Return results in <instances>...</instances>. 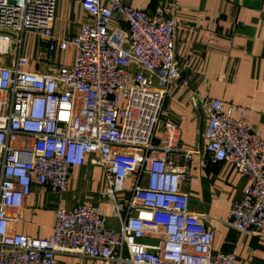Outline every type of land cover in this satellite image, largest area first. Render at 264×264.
I'll return each mask as SVG.
<instances>
[{
    "label": "built area",
    "instance_id": "1",
    "mask_svg": "<svg viewBox=\"0 0 264 264\" xmlns=\"http://www.w3.org/2000/svg\"><path fill=\"white\" fill-rule=\"evenodd\" d=\"M56 6L0 0V57L14 49L12 60L0 62V264H235L234 254L213 249L205 216L190 211L180 190L200 151L180 146L177 126L159 127L166 100L187 87L175 57V4L151 14L127 0H82L86 22L66 37L54 33ZM259 12L264 18V0ZM26 35L43 45L45 60L32 64L23 54ZM59 53H71L72 63L54 62ZM159 72L162 88L148 75ZM199 104L207 116L205 162H228L249 181L227 224L260 236L264 140L245 110L209 97ZM93 158L105 174L103 203L57 206L47 238L14 233L34 186L63 199L73 174Z\"/></svg>",
    "mask_w": 264,
    "mask_h": 264
},
{
    "label": "crops",
    "instance_id": "2",
    "mask_svg": "<svg viewBox=\"0 0 264 264\" xmlns=\"http://www.w3.org/2000/svg\"><path fill=\"white\" fill-rule=\"evenodd\" d=\"M82 0H57L54 33L66 37L86 22ZM135 9L151 14L176 6L180 24L176 32L175 57L184 89H174L166 100L160 129L173 124L179 129V144L187 150H199L189 165L190 182L180 190L188 195L189 209L205 216V226L214 235L213 249L232 253L235 264H264V230L260 236L240 234L228 226L232 205L242 200L249 181L238 175L228 162L206 163L203 157V131L207 116L199 100L204 97L221 100L245 110L249 125L257 128L264 140V18L261 0H127ZM112 35L115 29L110 28ZM28 36V35H27ZM32 36V35H31ZM32 45L23 54L33 64L46 53L32 36ZM36 39V40H35ZM25 40V37H24ZM37 41V42H36ZM122 53H131L125 45ZM71 53L55 54L54 62L72 63ZM153 86H164V73L148 74ZM88 159L71 177L67 194L59 199L56 192L35 187L25 201L23 221L14 233L47 238L51 235L55 214L61 205L72 208L79 203H103L107 189L105 174L97 163ZM132 181L128 182V187ZM70 264H90L81 258H64Z\"/></svg>",
    "mask_w": 264,
    "mask_h": 264
},
{
    "label": "rangeland",
    "instance_id": "3",
    "mask_svg": "<svg viewBox=\"0 0 264 264\" xmlns=\"http://www.w3.org/2000/svg\"><path fill=\"white\" fill-rule=\"evenodd\" d=\"M32 39H33V37H32L31 35H28V36L26 35V36H25V40H24V46H23V48L26 49V48L28 47L29 43H30V45H32V42L30 41V40H32ZM35 40H36V39H35ZM36 42H37V41H36ZM13 57H14V49L12 48L7 56H4V58L0 57V62H5V61L12 60ZM1 58H2V59H1ZM31 61H33V60H31ZM56 63H59V60H58ZM110 206H111V205H110ZM109 211H110L112 214H114L113 209H112V206H111V209H110ZM109 211H108V212H109Z\"/></svg>",
    "mask_w": 264,
    "mask_h": 264
}]
</instances>
